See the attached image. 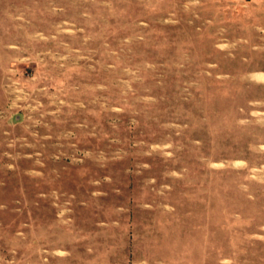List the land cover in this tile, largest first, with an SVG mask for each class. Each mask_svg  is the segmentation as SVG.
Segmentation results:
<instances>
[{"label": "rangeland", "instance_id": "rangeland-1", "mask_svg": "<svg viewBox=\"0 0 264 264\" xmlns=\"http://www.w3.org/2000/svg\"><path fill=\"white\" fill-rule=\"evenodd\" d=\"M264 0H0V264H264Z\"/></svg>", "mask_w": 264, "mask_h": 264}, {"label": "bare ground", "instance_id": "bare-ground-1", "mask_svg": "<svg viewBox=\"0 0 264 264\" xmlns=\"http://www.w3.org/2000/svg\"><path fill=\"white\" fill-rule=\"evenodd\" d=\"M256 77L259 79H264V75H256Z\"/></svg>", "mask_w": 264, "mask_h": 264}]
</instances>
